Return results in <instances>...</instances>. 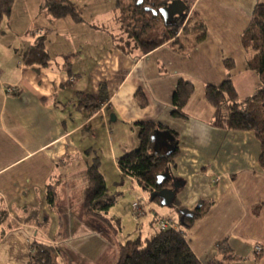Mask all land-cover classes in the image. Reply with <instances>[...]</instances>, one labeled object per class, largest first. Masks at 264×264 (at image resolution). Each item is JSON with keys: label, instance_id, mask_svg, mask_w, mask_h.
<instances>
[{"label": "crops", "instance_id": "crops-1", "mask_svg": "<svg viewBox=\"0 0 264 264\" xmlns=\"http://www.w3.org/2000/svg\"><path fill=\"white\" fill-rule=\"evenodd\" d=\"M70 1L79 11L85 2ZM111 1V10L81 13L83 22L77 23L43 14L48 13L44 0H21L26 16L0 21V264H30L33 244L53 247L57 264H117L127 241L158 232L155 215L177 219L170 206L165 215L150 207L136 181L117 166L118 158L139 147V122H158L178 134L172 171L184 182L176 193L178 204L192 210L212 203L185 236L199 261L223 260L218 245L224 243L237 264H264L260 144L252 132L212 127L214 111L205 99L206 86L226 79L227 59L235 62L233 83L242 100L260 87L256 73L247 69L241 36L264 0H175V13L165 14L168 22L186 13L183 2L207 28L206 39L188 55L170 42L147 54L130 48L123 41L116 0ZM39 39L45 40L50 61L28 65L24 56ZM182 80L195 92L178 118L172 115L173 96ZM9 87L16 92L7 93ZM139 92L145 107L137 102ZM79 93L97 99L95 113L79 107ZM103 144L107 161L100 157L101 147H93ZM95 157L106 186L110 175L120 177L148 199L149 214L141 224L135 218V232L127 234L112 209L107 218L121 228L118 234L87 214L86 174ZM117 186L124 188L125 182ZM49 189L57 194L53 206ZM256 246L262 247L260 255Z\"/></svg>", "mask_w": 264, "mask_h": 264}, {"label": "trees", "instance_id": "trees-1", "mask_svg": "<svg viewBox=\"0 0 264 264\" xmlns=\"http://www.w3.org/2000/svg\"><path fill=\"white\" fill-rule=\"evenodd\" d=\"M16 1L0 0V21L11 15ZM173 1L175 0H135L134 12L130 16H121V12L125 15V11L121 10L122 1L116 0L121 27L124 36L127 35V38L123 39L125 44L147 54L170 42L179 53L190 54L206 39L207 28L194 11L189 14V7L184 20L179 18L171 23L165 21L160 11ZM43 8L55 19L69 17L77 23L83 22L80 11L70 0H44ZM193 14L194 16H191ZM193 17L197 18V21L193 31L190 32L188 25L192 23ZM157 21L163 25L162 32L156 29ZM241 43L246 54L247 69L256 73L260 80V87L252 96L242 100L233 83L232 71L235 70V62L227 59L224 61L228 72L226 79L219 86H206L205 99L214 111L212 127L254 134L261 148L259 164L264 170V4L259 3L255 6L251 22L241 36ZM24 60L28 65H48L50 56L46 50L45 40L39 39L36 46L27 51ZM100 91L103 103L106 101V94L104 88L101 87ZM194 92L193 84L183 80L179 82L173 96L172 115L174 117H183V111ZM136 98L141 107L147 105L142 92H139ZM77 101L79 107L91 113H95L99 107L97 99L88 94H77ZM136 126L139 147L118 158L117 166L125 177L136 181L152 203L161 204V199L155 196L156 194L164 190L174 191L175 198L170 207L177 213V219H173L175 228L157 229L158 232L147 240L137 238L127 241L121 247L117 264H202L191 250L185 236L197 221L210 212L212 203L201 202L192 210L178 204L176 193L184 183L172 176L175 159L179 154L178 134L158 122H139ZM162 150L165 152L163 153ZM99 165L98 157H95L87 170L85 210L88 215L104 222L118 234L121 228H118L117 220L113 222L116 224H112V221L107 218L117 203L118 196L109 194ZM175 183L178 185L177 190L174 188ZM47 199L53 206L57 200L55 191L49 189ZM157 217L156 215L154 217L155 224L158 222ZM218 247L224 254V259L211 261L208 264H237L239 259L231 255V251L224 243L219 244ZM32 248L34 252L30 264H57V254L53 247L33 244Z\"/></svg>", "mask_w": 264, "mask_h": 264}, {"label": "rangeland", "instance_id": "rangeland-1", "mask_svg": "<svg viewBox=\"0 0 264 264\" xmlns=\"http://www.w3.org/2000/svg\"><path fill=\"white\" fill-rule=\"evenodd\" d=\"M121 1H122L121 10L125 11V15L123 14V12H121L122 13L121 16H130V14L132 12H134V6L136 4L135 0H121ZM20 2H21V0H18L15 2L14 6H13V8H14L13 13H11V15H9V16H26L25 11L22 8L23 4H20ZM83 3L84 4L80 5V13H82L83 16H93L95 14V12H97L98 10L102 11V10H111L112 9V1L111 0H85V2H83ZM112 11L111 12L109 11V13L112 14ZM43 14H46L47 16H51L48 13H43ZM194 14L191 16H194ZM189 17L190 16H188L187 19L185 20V22H184V24H183V26L179 32V35L181 34L183 28L185 27ZM196 21H197V18L193 17L192 23H190V25H188L190 32L193 31V26H194ZM155 24H156V29L159 30V32H162V30H163L162 23L160 21H157V23H155ZM126 36L127 35L124 36V39L127 38ZM190 36H193V35H190ZM102 40H108V38L105 37V38H102ZM104 144H105V142H104ZM104 144H103V146H99V147L93 146V147L95 149L101 147L100 148V153H101L100 157H104L107 161L110 158L107 154V153H109V151H108V148H106V146H105L107 144H105V145ZM162 152L164 153L165 151L162 150ZM122 181L123 180L120 177L117 178L113 175L112 176L110 175L108 178V181H107V187H108L109 191L112 192V194L114 193V195L116 193H120L121 191H123L125 189L124 190L125 194L118 197L117 203L115 204L114 208L112 209V215H115L118 219H121L122 227L125 229V232L127 234H129V233L131 234V233L135 232V228H136V225L138 224V222H139V224H141V222H142L141 219L144 218L149 213L146 211V215H144L143 217H140L138 219L135 217L132 205L135 202H142V200H144V197L141 196V194H139V191L137 189L134 188L133 190H131L130 183H128L126 181H123V182ZM124 182H125L124 188L123 187L121 188L120 186H119L120 188H118L117 185H121ZM115 191H116V193H115ZM137 195L138 196L140 195V197L137 198ZM149 206L152 208L155 206L154 209L156 208L157 211H159L160 213H162L164 215L169 212V209L167 207L162 206L161 204H158L155 202L153 204H150ZM147 207H146V210H147ZM135 218L137 220H140V221L137 222ZM155 230L156 229H154V231ZM143 237H144L143 240H145L147 238L146 234H144ZM59 254H60V252H59Z\"/></svg>", "mask_w": 264, "mask_h": 264}, {"label": "built area", "instance_id": "built-area-1", "mask_svg": "<svg viewBox=\"0 0 264 264\" xmlns=\"http://www.w3.org/2000/svg\"><path fill=\"white\" fill-rule=\"evenodd\" d=\"M6 91L9 94H13L16 92V89L9 87V88H7ZM148 204H149V201H148V199H145V198H144V200H142V202L133 203L132 207L134 210V215L137 219L146 215V211H147L146 207ZM156 216H158V215H156ZM157 218H158V222H156V226L158 227V229L166 230V229L173 228V227L175 228L173 218L172 219H166V218L161 217V216H158ZM254 253H255V255H260L262 253V247L256 246L254 248Z\"/></svg>", "mask_w": 264, "mask_h": 264}, {"label": "water", "instance_id": "water-1", "mask_svg": "<svg viewBox=\"0 0 264 264\" xmlns=\"http://www.w3.org/2000/svg\"><path fill=\"white\" fill-rule=\"evenodd\" d=\"M176 1H173L172 3L168 4L165 8L161 9L160 13L163 15V17L165 18V21H167V17L169 18V16H165V14L169 15L171 12L175 13V11L173 10L174 4ZM185 9H187V7L185 6V4L183 2H181ZM180 17L184 20L186 18V13L180 12L179 13ZM168 22V21H167ZM174 188L175 190H177L178 185L177 183L174 184ZM155 196L159 197L161 199V205L162 206H171L174 198H175V192L172 190H164L158 194H156Z\"/></svg>", "mask_w": 264, "mask_h": 264}, {"label": "flooded vegetation", "instance_id": "flooded-vegetation-1", "mask_svg": "<svg viewBox=\"0 0 264 264\" xmlns=\"http://www.w3.org/2000/svg\"><path fill=\"white\" fill-rule=\"evenodd\" d=\"M181 18V17H180ZM178 20V19H177Z\"/></svg>", "mask_w": 264, "mask_h": 264}]
</instances>
